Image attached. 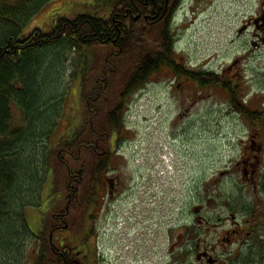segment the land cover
Wrapping results in <instances>:
<instances>
[{"label":"rangeland","instance_id":"obj_1","mask_svg":"<svg viewBox=\"0 0 264 264\" xmlns=\"http://www.w3.org/2000/svg\"><path fill=\"white\" fill-rule=\"evenodd\" d=\"M173 1L174 5L181 2L172 15L174 58L182 71L196 78L162 67L125 95L134 61L153 46L141 31L133 30L135 38L127 53L113 45L81 52L67 47L62 57L49 51L40 69L44 74L50 68L47 86L59 97L55 111L49 112L48 125L34 119L32 132L45 131L37 145L25 140L20 146L26 163L32 157L35 160L36 150L39 172L43 179L49 177L42 197L38 194L36 205L26 209V219L38 232L52 219L51 214L46 216L49 202L68 211L83 207L69 212L70 221L64 219L69 227L64 240L74 242L79 251L72 257L80 264H181V254L173 251L185 242V226L192 220L191 213L197 215L194 209L202 190L218 196L246 185L240 167L247 152L258 156L255 168L264 178V151L252 149L264 148V46L254 50L252 32L238 33L257 12L260 0H171L169 4ZM0 2L15 4L16 0ZM102 3L54 0L23 32L50 30L61 17L110 16ZM159 24L164 25V17ZM235 59H240L233 70L239 73L238 85L227 71ZM118 107L123 111L122 120L117 116L122 125L113 136L108 116ZM13 118L14 125L30 126L17 108ZM73 127L82 130V137H90V130L95 133L91 145L87 141L76 147L70 160L72 168L80 170L84 165L89 172L86 184L92 176L96 187L95 162L110 156V165L100 176V191L93 190L94 202L88 208L84 200L89 190L85 192L79 173L72 175L62 168V151L56 164L53 159L54 174L48 173V159L42 156V152L52 154L55 144ZM62 161L69 162L68 158ZM113 176L119 179L114 194L108 183ZM252 191L250 186L248 193ZM40 197L43 206L39 208ZM55 222L59 220L54 218L46 233ZM90 232L83 254L81 241ZM32 247L27 239L20 257L15 256L16 264H31Z\"/></svg>","mask_w":264,"mask_h":264},{"label":"trees","instance_id":"obj_2","mask_svg":"<svg viewBox=\"0 0 264 264\" xmlns=\"http://www.w3.org/2000/svg\"><path fill=\"white\" fill-rule=\"evenodd\" d=\"M53 1L16 0L15 4L0 2V264H16L27 239L34 244L30 254L31 264H48L49 262L70 264L69 257L75 255L72 240H67L68 245L65 243L63 247L60 246L66 263L55 253L54 249L58 247L50 241L51 231L46 233L49 231L53 218L50 223L47 219L48 222L43 223L42 229L34 232L25 214L28 207L36 205L34 199L38 197V194L42 197L41 193L49 178L43 179L39 172L41 168H38L39 155L36 150L33 151L35 160L32 157L26 163L21 160L20 147L25 140L27 144L37 145L38 137L40 138L45 131L41 128L39 133L32 132L34 119H39L48 125L49 112L55 111L54 108L58 104L56 98L59 96L54 92L52 95L50 87L47 86L49 80L47 75L50 74V68H46L44 74L40 71L49 51L53 52V55L62 57L67 47L81 52L97 46L113 45L124 49L127 53L128 44L132 43L135 38L132 30L141 31L139 34L146 40L153 41L151 42L153 46L142 51L134 61V71L129 76L125 95L132 93L139 85L147 82L149 77L162 67L173 68L176 74L182 72L185 76L195 77L190 72L182 71L174 58L175 39L172 30V15L180 7L181 2H176L174 5L175 1H173L171 4L174 6L171 9V4H169L171 0H107L104 4L106 14L110 16L100 17L99 13H96L95 15L79 14L74 19L61 17L50 30L35 29L24 34V29L33 18ZM126 9L132 14L128 20L122 17ZM157 13L164 17V25L159 24L162 18L156 17ZM148 14L152 16L151 21H147L146 15ZM137 15H140L138 21L135 20ZM131 25H136V27L132 28ZM141 26L143 27L140 28ZM206 82L207 80H204L203 84ZM53 99L55 100L52 101ZM16 108L28 117L30 126L14 125L13 117ZM122 113L121 107H118L108 116L111 119L110 133L113 136L119 134L118 130L122 122H119L117 116H121L122 120ZM90 131L92 132L90 137L87 134L82 137V130L73 127L55 144L52 154L47 152L43 155L42 152V156L48 159V173L54 174L57 170L55 167L57 156L62 151V168L72 175L79 173L78 180L82 186H85V192L89 190L84 200L87 208L94 202L95 192L93 193V190L95 188L99 190L100 176H103L104 170L110 165V156L95 162L94 175H99L98 181L95 182L96 187H93L92 176L89 182L85 183L89 172L85 171L84 165L80 167V170L71 167L70 160L78 150L75 151L76 147L79 145L81 147L87 141L91 145V139L95 137V133ZM65 158L69 160L67 164L62 161ZM53 159L55 160L54 165ZM57 191L59 192L58 189ZM41 197L39 208L43 206ZM81 208L83 207L75 206L68 209L71 213ZM66 212L65 207L49 202L46 216L48 218L50 214L58 216L57 213H61L62 216H66V220L70 221ZM56 224L59 222H55L52 228ZM62 233L64 235V231ZM90 237L91 234H88L83 238L82 246L87 245ZM15 256L19 257L16 259Z\"/></svg>","mask_w":264,"mask_h":264},{"label":"flooded vegetation","instance_id":"obj_3","mask_svg":"<svg viewBox=\"0 0 264 264\" xmlns=\"http://www.w3.org/2000/svg\"><path fill=\"white\" fill-rule=\"evenodd\" d=\"M130 16L132 14L126 9L122 17L128 20ZM147 16V21H151L152 16ZM156 17L161 16L157 13ZM263 18L264 0H260L257 12L238 30L240 36L252 32L251 45L254 50L264 46ZM239 62L240 59H235L233 64L227 67L236 85L239 73H234L233 70ZM250 143L255 142L251 140ZM252 149L261 154L264 151L261 145L258 149ZM244 156L240 172L243 173L246 185L235 187L231 193L225 191L227 194L218 196L205 195L202 190L200 202L194 209L197 215L191 213L192 220L185 226V242L180 244L179 250L176 248L173 251V254L177 251L181 254V264H264V178L260 177L255 168V161H259L258 156L248 152ZM108 183L114 194L119 179L113 176L108 179ZM250 186L253 191L248 193ZM66 213L69 214V211ZM65 217L53 214L52 218L59 220V224L50 229V241L58 247L54 249L55 253L64 261L66 260L60 246L63 247L66 242L62 233L68 228ZM84 248L81 243L80 250L85 254ZM78 251L75 250L74 253ZM69 258L70 264H80L72 256Z\"/></svg>","mask_w":264,"mask_h":264},{"label":"water","instance_id":"obj_4","mask_svg":"<svg viewBox=\"0 0 264 264\" xmlns=\"http://www.w3.org/2000/svg\"><path fill=\"white\" fill-rule=\"evenodd\" d=\"M139 19V16L137 17V20ZM264 19V18H263ZM242 32V31H241Z\"/></svg>","mask_w":264,"mask_h":264},{"label":"bare ground","instance_id":"obj_5","mask_svg":"<svg viewBox=\"0 0 264 264\" xmlns=\"http://www.w3.org/2000/svg\"><path fill=\"white\" fill-rule=\"evenodd\" d=\"M193 72V71H192ZM199 74V73H198ZM205 74V73H204ZM207 75V74H206ZM191 78V77H190ZM189 80V79H188Z\"/></svg>","mask_w":264,"mask_h":264}]
</instances>
